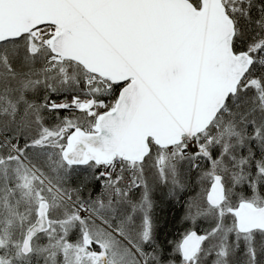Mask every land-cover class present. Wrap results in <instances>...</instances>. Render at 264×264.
<instances>
[{
  "label": "snow or ice",
  "instance_id": "1",
  "mask_svg": "<svg viewBox=\"0 0 264 264\" xmlns=\"http://www.w3.org/2000/svg\"><path fill=\"white\" fill-rule=\"evenodd\" d=\"M13 23L0 160L59 215L0 264H264V0H0Z\"/></svg>",
  "mask_w": 264,
  "mask_h": 264
},
{
  "label": "rangeland",
  "instance_id": "2",
  "mask_svg": "<svg viewBox=\"0 0 264 264\" xmlns=\"http://www.w3.org/2000/svg\"><path fill=\"white\" fill-rule=\"evenodd\" d=\"M16 45L9 41L3 48L11 52ZM36 46H39L37 43ZM18 62L12 61L11 71H18ZM12 79L10 70L7 66V61L3 56H0V80ZM14 96L8 92L0 93V119L8 121V116L4 113H11L12 103ZM11 127H14L10 121H8ZM35 159V154H30ZM13 164L11 167H6L4 164L0 168V237L8 240L11 243H16L22 237L23 231L34 221L36 212H34V206L36 200L42 196L39 192L40 189H46L49 186V177L32 169L28 175H25L27 162L22 166L18 161L11 160L9 162ZM6 171L8 178L5 177ZM5 174V175H4ZM30 176V179H29ZM14 178L16 181L12 187L9 186V180ZM37 189V190H36ZM53 191L59 192V189L54 188ZM67 201V200H66ZM68 202V201H67ZM166 211V210H165ZM54 215L59 213L54 210ZM59 230V225H56ZM6 246V251L0 254V262H6L9 255V249L13 246L10 244H0V247ZM38 247L36 241L33 243V248ZM73 252L74 250H69ZM35 259V258H34Z\"/></svg>",
  "mask_w": 264,
  "mask_h": 264
},
{
  "label": "flooded vegetation",
  "instance_id": "3",
  "mask_svg": "<svg viewBox=\"0 0 264 264\" xmlns=\"http://www.w3.org/2000/svg\"><path fill=\"white\" fill-rule=\"evenodd\" d=\"M6 120H3L2 121V118L0 119V124H3ZM9 123V122H8ZM11 125L9 124V127ZM5 133L0 130V137H2ZM11 149L7 148V147H0V153H6V152H10ZM11 162V160H0V168L4 165V164H7L6 167H11L13 166V164L9 163ZM7 171H6V175L5 177L8 178L7 176ZM0 174H2L0 172ZM15 179L12 177L8 182H9V186L12 187L15 183ZM37 190V189H36ZM42 197L38 200H36V204L34 206V212H36V217L34 219V221L23 231V234H22V237L19 239L18 242L16 243H11L9 242L8 240H5L3 239L2 237H0V244L3 243V244H10L12 245L13 247L9 249V252L14 255L17 248L21 247L23 245V242L25 240V236H26V231L27 229L35 222L36 218H37V215H38V209L40 207V204L41 203H46L47 204V211L51 210V212L53 213L54 210H56L55 208V205L53 204V202L51 201V194L48 192V191H44L43 195H41ZM65 204H67L66 200L64 201ZM64 204L61 205V207H63ZM35 241L32 242V246H33V243Z\"/></svg>",
  "mask_w": 264,
  "mask_h": 264
},
{
  "label": "water",
  "instance_id": "4",
  "mask_svg": "<svg viewBox=\"0 0 264 264\" xmlns=\"http://www.w3.org/2000/svg\"><path fill=\"white\" fill-rule=\"evenodd\" d=\"M23 15H27V13L14 12L12 14L13 21H15L16 19L22 17ZM32 15H37V14H32ZM40 17L41 18H44L42 14H40ZM36 22H37L36 20L33 21V23H36ZM14 26H16L15 23H13V24H4V25L0 26V34H3V35H10V34H12L10 32V28L11 27H14ZM46 211H47V204L46 203H41L40 204V207H39V213H38L39 221H40V226L41 227H43L45 224H47V221L44 220V216H43V213L46 212ZM38 216H37V219H38ZM251 218L252 217H249V219H251ZM37 219L34 222V224L27 229L25 239H28L29 238V233L30 232H35L36 231V228H37Z\"/></svg>",
  "mask_w": 264,
  "mask_h": 264
}]
</instances>
